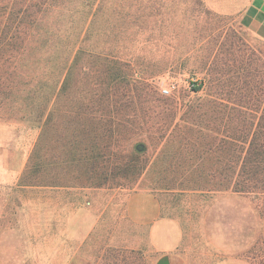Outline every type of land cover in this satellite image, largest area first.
Listing matches in <instances>:
<instances>
[{
  "label": "rangeland",
  "instance_id": "1",
  "mask_svg": "<svg viewBox=\"0 0 264 264\" xmlns=\"http://www.w3.org/2000/svg\"><path fill=\"white\" fill-rule=\"evenodd\" d=\"M26 1L0 0V264H156L138 192L187 264H264V189H233L250 136L226 137L264 124L244 0H47L22 22Z\"/></svg>",
  "mask_w": 264,
  "mask_h": 264
},
{
  "label": "crops",
  "instance_id": "2",
  "mask_svg": "<svg viewBox=\"0 0 264 264\" xmlns=\"http://www.w3.org/2000/svg\"><path fill=\"white\" fill-rule=\"evenodd\" d=\"M239 16L243 27L264 38V0H244ZM127 209L132 221L149 226L150 240L162 252L156 264H187L184 257L175 252L176 227H172L168 220L157 219L159 208L153 195L140 192L131 194L127 198ZM220 264L247 263L226 261Z\"/></svg>",
  "mask_w": 264,
  "mask_h": 264
},
{
  "label": "trees",
  "instance_id": "3",
  "mask_svg": "<svg viewBox=\"0 0 264 264\" xmlns=\"http://www.w3.org/2000/svg\"><path fill=\"white\" fill-rule=\"evenodd\" d=\"M46 2L47 0L26 1L25 6L23 5L22 7H19V20L24 22L27 17L29 18L31 16L27 12V10L31 7H37L36 12L45 11L47 8L45 6L47 5ZM52 36H54L55 39L59 41L58 44L64 42V39L67 38L66 32H62L60 29L57 28L55 29V31H47L46 34H44V42H47L48 38H51ZM248 135L250 136V138ZM238 136L239 135H235L234 132L231 135H226L227 139L229 140L230 146L233 144L234 141L243 142L244 140L249 138L246 155L242 162L244 163V165H247L249 169L244 173V180H235L233 184V189L235 191H249V189L253 188L264 189V124H260L259 130L255 131L251 135L249 130H247V132L244 133L242 140H239ZM228 140L226 142H228ZM31 161L32 159L29 161V165H32ZM28 169L29 167L27 166L26 170ZM30 169L32 171V167ZM25 175L30 174H26L25 172Z\"/></svg>",
  "mask_w": 264,
  "mask_h": 264
},
{
  "label": "built area",
  "instance_id": "4",
  "mask_svg": "<svg viewBox=\"0 0 264 264\" xmlns=\"http://www.w3.org/2000/svg\"><path fill=\"white\" fill-rule=\"evenodd\" d=\"M165 92H167V91H165Z\"/></svg>",
  "mask_w": 264,
  "mask_h": 264
}]
</instances>
